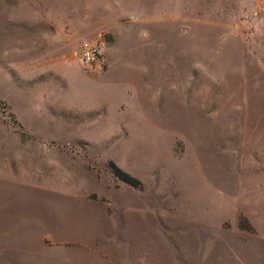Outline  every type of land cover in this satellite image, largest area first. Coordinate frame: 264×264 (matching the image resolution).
<instances>
[{
    "label": "rangeland",
    "instance_id": "374dc122",
    "mask_svg": "<svg viewBox=\"0 0 264 264\" xmlns=\"http://www.w3.org/2000/svg\"><path fill=\"white\" fill-rule=\"evenodd\" d=\"M0 264H264V0H0Z\"/></svg>",
    "mask_w": 264,
    "mask_h": 264
},
{
    "label": "built area",
    "instance_id": "2783aa9c",
    "mask_svg": "<svg viewBox=\"0 0 264 264\" xmlns=\"http://www.w3.org/2000/svg\"><path fill=\"white\" fill-rule=\"evenodd\" d=\"M77 53L81 62L90 63L101 55V48L97 43L82 42Z\"/></svg>",
    "mask_w": 264,
    "mask_h": 264
},
{
    "label": "trees",
    "instance_id": "16d2710c",
    "mask_svg": "<svg viewBox=\"0 0 264 264\" xmlns=\"http://www.w3.org/2000/svg\"><path fill=\"white\" fill-rule=\"evenodd\" d=\"M112 173L120 180L132 186H136L138 184L137 180L134 177L130 176L128 173H126L125 171L121 170L120 168L116 167L113 164H112Z\"/></svg>",
    "mask_w": 264,
    "mask_h": 264
}]
</instances>
